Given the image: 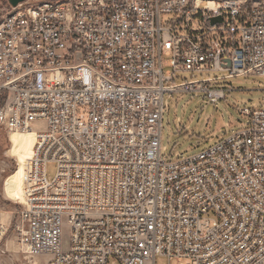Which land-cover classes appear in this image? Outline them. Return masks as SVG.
I'll return each mask as SVG.
<instances>
[{
    "label": "built area",
    "instance_id": "built-area-1",
    "mask_svg": "<svg viewBox=\"0 0 264 264\" xmlns=\"http://www.w3.org/2000/svg\"><path fill=\"white\" fill-rule=\"evenodd\" d=\"M218 71L264 77V0L10 6L0 129L35 134L21 249L46 264H264V107L240 108L246 125L199 152L160 154L165 93L224 98L175 75Z\"/></svg>",
    "mask_w": 264,
    "mask_h": 264
},
{
    "label": "rangeland",
    "instance_id": "rangeland-1",
    "mask_svg": "<svg viewBox=\"0 0 264 264\" xmlns=\"http://www.w3.org/2000/svg\"><path fill=\"white\" fill-rule=\"evenodd\" d=\"M26 1L36 5L42 0ZM9 9L7 0H0V17ZM165 20L163 15L162 21ZM175 76L176 82L210 78V87L224 89V98L212 103L201 91L164 94L160 150L164 161L199 152L244 127L247 119L239 114L240 108L264 107V77H229L224 71L181 72ZM10 138L0 129V264H46V255L29 256L18 243L17 223L22 198L19 192L23 166L32 144L28 138ZM55 172V164L48 163L46 177L52 179ZM154 264L168 262L165 257L157 256Z\"/></svg>",
    "mask_w": 264,
    "mask_h": 264
},
{
    "label": "bare ground",
    "instance_id": "bare-ground-1",
    "mask_svg": "<svg viewBox=\"0 0 264 264\" xmlns=\"http://www.w3.org/2000/svg\"><path fill=\"white\" fill-rule=\"evenodd\" d=\"M7 135L9 136V138L11 136H20V137H23V138H28L31 141V144H32L31 150H30V153H29V158L31 157L32 152H33L32 149H33V145H34V141H35L34 131H31V132L30 131L29 132H11V133H9ZM10 141H11V138H10ZM21 192H22V187H21V190H20L19 194H21ZM21 200H22V198H21Z\"/></svg>",
    "mask_w": 264,
    "mask_h": 264
},
{
    "label": "water",
    "instance_id": "water-1",
    "mask_svg": "<svg viewBox=\"0 0 264 264\" xmlns=\"http://www.w3.org/2000/svg\"><path fill=\"white\" fill-rule=\"evenodd\" d=\"M26 0H7L8 4L11 6V7H15L16 5H18L19 3H22ZM221 22V16H215V17H210L209 18V24L211 26L215 25L216 23H220ZM79 55V54H78ZM228 62V61H227ZM228 66V64H227Z\"/></svg>",
    "mask_w": 264,
    "mask_h": 264
}]
</instances>
